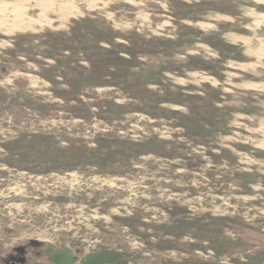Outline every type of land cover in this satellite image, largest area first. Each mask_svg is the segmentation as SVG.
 Segmentation results:
<instances>
[{"label":"rangeland","instance_id":"obj_1","mask_svg":"<svg viewBox=\"0 0 264 264\" xmlns=\"http://www.w3.org/2000/svg\"><path fill=\"white\" fill-rule=\"evenodd\" d=\"M264 264V0H0V264Z\"/></svg>","mask_w":264,"mask_h":264},{"label":"flooded vegetation","instance_id":"obj_2","mask_svg":"<svg viewBox=\"0 0 264 264\" xmlns=\"http://www.w3.org/2000/svg\"><path fill=\"white\" fill-rule=\"evenodd\" d=\"M11 264H26V263H25V260L22 257H20L18 259H15L14 261H12Z\"/></svg>","mask_w":264,"mask_h":264}]
</instances>
